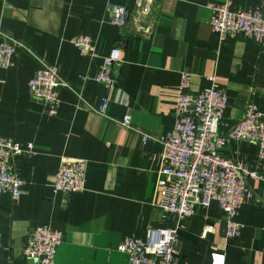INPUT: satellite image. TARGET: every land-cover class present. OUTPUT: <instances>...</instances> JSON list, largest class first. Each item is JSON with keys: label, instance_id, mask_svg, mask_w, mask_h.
Wrapping results in <instances>:
<instances>
[{"label": "crops", "instance_id": "1", "mask_svg": "<svg viewBox=\"0 0 264 264\" xmlns=\"http://www.w3.org/2000/svg\"><path fill=\"white\" fill-rule=\"evenodd\" d=\"M141 1L0 0V31L22 44L15 65L0 67V137L24 146L33 142L36 152L14 159L27 182L25 194L16 201L0 195V264H35L25 246L38 226L64 235L56 264H130L119 250L127 237L147 241L150 231L177 226L175 218H161L152 200L161 137L174 128L177 88L185 73L191 79L187 93L211 87L213 76L227 93L222 136L250 103L264 105V43L242 36L221 40L213 32L209 7L223 0H152L145 20L153 30L150 38L136 29ZM110 5L129 10L127 27L112 22ZM232 9L264 12V0H233ZM81 36L92 39L93 55L73 44ZM115 47L122 63L113 73L115 88L108 89L94 78ZM44 64L59 67L70 85L60 91L55 117H48L29 91L30 79ZM117 90L120 101L102 114L103 98ZM126 116L129 125L122 123ZM220 153L263 178L248 180L253 197L240 209L238 238L226 236V214L217 202L183 219L177 264H213L215 254L225 257L224 264H264V159L255 144L233 139ZM64 157L88 161L84 191L68 196L54 191Z\"/></svg>", "mask_w": 264, "mask_h": 264}, {"label": "built area", "instance_id": "2", "mask_svg": "<svg viewBox=\"0 0 264 264\" xmlns=\"http://www.w3.org/2000/svg\"><path fill=\"white\" fill-rule=\"evenodd\" d=\"M152 0H142L139 18L135 21L138 34L150 38L153 30L146 23L152 12ZM233 0L211 3L213 13L211 28L221 40L242 36L245 39L264 43V12L258 9H232ZM112 22L119 27H127L131 19L129 10L122 6L110 5ZM9 38V39H8ZM0 31V67L10 69L21 43ZM73 44L83 55H93L95 46L88 36L73 39ZM121 49L115 47L104 59L94 80L114 89L113 73L122 63ZM212 86L199 93H187L191 79L184 74L177 88L174 108L175 125L171 132L161 137L160 177L155 183L152 205L160 211L161 218H175L177 226L172 230L150 231L147 241L127 237L119 250L128 254L130 264H177L176 243L179 238L180 223L193 216L197 207L209 208L213 202L226 214V236L239 237L243 225L237 221L241 207L251 200L253 193L248 186L249 179L263 177L240 162L226 158L220 151L227 140L233 139L253 143L258 155L264 159V105L252 102L246 108L240 123L232 126L222 136L219 133L229 97L215 86V77H209ZM29 91L32 99L40 103L48 117H55L60 106V91L69 88L62 78L59 67L44 64L30 79ZM117 90L115 96L103 98L99 111L106 114L109 105L120 101ZM115 98V99H114ZM130 117L122 123L129 125ZM149 136L145 135L146 142ZM33 142L26 146L12 138L0 137V195H9L18 200L25 194L27 182L16 171L14 159L19 155L33 156ZM88 161L64 157L54 181L56 193L71 195L85 190ZM212 231V227L206 228ZM64 235L62 231L49 226H38L31 230L25 246V255L35 264H56L55 258ZM225 257L213 255V264H224Z\"/></svg>", "mask_w": 264, "mask_h": 264}, {"label": "bare ground", "instance_id": "3", "mask_svg": "<svg viewBox=\"0 0 264 264\" xmlns=\"http://www.w3.org/2000/svg\"><path fill=\"white\" fill-rule=\"evenodd\" d=\"M245 112H246V111H244V116H245ZM244 116H243V118H244ZM243 118H242L240 121H237V124L240 123V122L243 120ZM218 205H219V204H218Z\"/></svg>", "mask_w": 264, "mask_h": 264}]
</instances>
